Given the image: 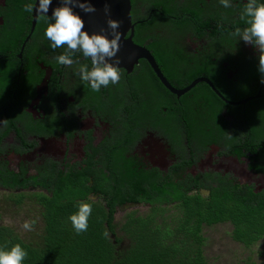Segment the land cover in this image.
<instances>
[{
  "label": "trees",
  "instance_id": "obj_1",
  "mask_svg": "<svg viewBox=\"0 0 264 264\" xmlns=\"http://www.w3.org/2000/svg\"><path fill=\"white\" fill-rule=\"evenodd\" d=\"M34 1L5 0L4 9L0 5V13L5 14L8 26L3 30L8 35H0L1 46L14 48L16 40L31 30V13L23 9L25 4ZM45 20L50 17L38 18L34 32H45ZM173 25L172 28L179 29V22ZM44 37H39L41 45L34 47L39 50L40 58L48 59L57 71L61 65L54 57L63 54L66 46L52 50L50 41ZM162 43L164 46L151 45L155 49L154 56L172 84L177 86L183 82L173 78L174 68H185L188 63L176 56L167 43ZM45 47L51 48V55L45 52ZM81 56L82 53L77 52L72 59ZM207 60L205 57L204 61L190 63L193 65L190 69L195 71L192 77L200 72H211ZM86 61L89 63L88 59ZM210 63L213 65L211 60ZM81 65L84 59L79 61ZM135 68L132 73L125 70V75L121 73L122 82L104 87L109 93L107 99H94L90 103L98 106L99 111L120 114L124 117L122 121H126L125 114L130 113L134 123H146L173 134L171 149L174 152L186 148L176 143L180 135L195 142L196 148L176 153L180 161L165 172L146 166L144 157L139 154L128 156L125 151L138 135L125 132L128 138L125 150L112 153L107 170L90 163L84 167V172L75 173L69 179L59 177L51 184H43L48 193L13 194L9 199L14 202L15 209L26 210L31 214V221L39 222L34 225L38 232L24 238L0 220V248L10 249L20 244L28 253L23 264H214L205 255L204 227L230 222L231 238L245 248L264 238V198L252 190L235 194L228 188L218 190L202 186L196 177L186 172L203 143L222 144L239 155L244 150L255 152L264 162V131L254 130L252 137L246 138L241 132L242 120L230 122L227 117L220 116L224 104L206 84L193 88L183 102L160 83L145 60ZM216 83L223 95L231 99L245 95L242 82L225 79ZM201 187L209 189L210 194L204 195ZM92 196H99V199L94 200ZM81 202L91 204L92 213L87 231L77 234L69 217L78 211ZM131 202H142L149 208L143 214L121 209ZM119 209L130 211L117 222L115 215ZM243 263L257 264L251 257Z\"/></svg>",
  "mask_w": 264,
  "mask_h": 264
},
{
  "label": "flooded vegetation",
  "instance_id": "obj_2",
  "mask_svg": "<svg viewBox=\"0 0 264 264\" xmlns=\"http://www.w3.org/2000/svg\"><path fill=\"white\" fill-rule=\"evenodd\" d=\"M257 2L264 3V0ZM246 3L247 0H230L231 6L225 8L219 0H131V17L135 42L146 47L153 56L155 49L151 45L167 43L176 56L188 63L185 68H174L173 78L183 82L174 86L156 60L170 85L184 89L196 82L181 95L169 90L156 75L160 83L183 102L199 84L213 89L212 84L221 93L219 96L214 92L224 104L220 116L227 117L230 122L242 120L241 132L251 138L254 130L264 131V83L258 71L259 52L253 45L232 35L236 28L247 26V18L241 19ZM0 5L4 9L5 0H0ZM5 18V14L0 13L2 36L8 35L3 32L8 29ZM45 22L47 26L54 21ZM173 22H179V29L172 28ZM44 33L31 29L16 40L14 48L0 45V121H5L0 122V193L3 197L9 199L17 193H48L43 184H51L59 177L69 179L75 173L84 172V167L90 163L107 170L112 153L125 150L128 140L125 132L138 135L125 153L128 156L139 154L144 157L146 166L165 172L180 161L176 153L196 148L195 142L180 135L176 143L186 148L174 152L171 149L173 134L146 123H134L130 113L125 114L127 120L122 121L124 117L120 114L99 111L90 101H104L108 91L104 87L98 92L92 91L77 74L81 59L89 68L91 61L81 56L73 59L75 63L71 67L61 65L55 71L48 59L40 58L39 50L34 47L41 45L39 37ZM31 47H34L32 51ZM45 52L51 55V48L45 47ZM205 57L212 67L211 72H200L192 77L195 71L190 69L193 67L190 63L204 61ZM141 60L145 59H140L136 66ZM182 70L184 72H180ZM120 73L125 75L123 69ZM225 79L242 82L245 95L239 99L224 96L216 82L222 83ZM190 163L193 164L186 172L196 177L202 186L218 190L228 188L235 194L252 190L264 198V162L255 152L244 150L239 155L222 144L203 143Z\"/></svg>",
  "mask_w": 264,
  "mask_h": 264
},
{
  "label": "clouds",
  "instance_id": "obj_3",
  "mask_svg": "<svg viewBox=\"0 0 264 264\" xmlns=\"http://www.w3.org/2000/svg\"><path fill=\"white\" fill-rule=\"evenodd\" d=\"M219 2L225 8L231 6L230 0H219ZM51 3L52 0H39L38 7L37 4L27 3L23 10L33 13L35 9L38 17L48 19ZM61 4L62 6L52 10L50 20L54 22L48 23L44 33L51 42L53 50L66 46V51L63 54L54 57L56 62L62 66L71 67L75 63L72 59L73 55L80 52L85 58H90L91 68L87 65H81L77 74L83 82L90 86L92 91L98 92L102 87L119 83L121 73L117 65L120 61L116 57L120 50L121 32L118 29L121 22L108 19L107 24L111 30V39L105 34H89L84 30V20L73 9L78 7L85 13L95 12L96 9L86 0H61ZM109 11L106 7L105 13L108 14ZM245 18H247V26L243 29L236 28L232 35L238 40L253 45L259 52L258 71L262 74L261 83H264V3H258L257 0H247L241 15L242 20ZM101 31L103 32L104 29ZM110 61H114V63ZM91 213V204L81 202L78 211L69 217L77 234L87 231ZM36 223V220L25 221L23 228L32 231ZM104 236H108L107 231H105ZM27 255V251L20 244H16L10 249L0 248V264H23Z\"/></svg>",
  "mask_w": 264,
  "mask_h": 264
},
{
  "label": "water",
  "instance_id": "obj_4",
  "mask_svg": "<svg viewBox=\"0 0 264 264\" xmlns=\"http://www.w3.org/2000/svg\"><path fill=\"white\" fill-rule=\"evenodd\" d=\"M86 2L91 4L96 9V11L92 13H85L78 7H75L73 10L82 17L85 23L84 30L89 32V34L92 33L105 34L108 35L109 39H111L112 38L111 30L108 28V24H107L108 19L117 20L121 22L120 28L118 29V31L121 32L120 50L117 53V57H116L120 61L119 65H117L119 69H123L128 73H130L139 63L140 59H145L151 65L152 69L154 70L158 78H160V80L166 85V87L169 90H171L177 95L184 94L185 92L190 90L192 86L196 83L194 82L184 89H176L172 87L170 83L167 81L166 77L163 75L152 53L146 47L142 46L141 44L133 40L131 0H86ZM36 4L38 7L39 0H35L34 5ZM58 6H62L61 0H52L48 12L49 17H51L52 10ZM106 7L110 10L108 14L105 13ZM37 15L38 14L34 9V12L32 13V21H31L32 30L35 28L37 24L39 18ZM101 29H104V31L102 32ZM88 59L90 60V58ZM110 62L114 63V61H110ZM211 86L214 92H216L219 96H221V93L216 88H214L212 84ZM242 175L243 172L241 173V176ZM200 191L204 194L209 193V190L207 189H202ZM92 198L94 200L99 199V197L97 196H93ZM143 205L144 204L142 202H131V203H125L122 208L123 210H127V209H134L136 207H140Z\"/></svg>",
  "mask_w": 264,
  "mask_h": 264
},
{
  "label": "rangeland",
  "instance_id": "obj_5",
  "mask_svg": "<svg viewBox=\"0 0 264 264\" xmlns=\"http://www.w3.org/2000/svg\"><path fill=\"white\" fill-rule=\"evenodd\" d=\"M0 192L2 191L0 190ZM148 208L149 206L143 205L132 210H136L139 214H143ZM128 211H118L115 215L116 221H121ZM0 214L1 222L13 227L24 238L29 237L32 232H38L36 228H33L32 231H27L23 228L25 221H31V214H28L26 210H16L14 202L3 197L2 193H0ZM37 224L39 225V222L36 223V225ZM231 229L232 225L229 223L204 227V232L207 237L205 255L208 259L214 264H244L243 262L251 257V260L256 261L257 264H263L264 238L260 239L255 245L245 248L244 245L231 238Z\"/></svg>",
  "mask_w": 264,
  "mask_h": 264
},
{
  "label": "bare ground",
  "instance_id": "obj_6",
  "mask_svg": "<svg viewBox=\"0 0 264 264\" xmlns=\"http://www.w3.org/2000/svg\"><path fill=\"white\" fill-rule=\"evenodd\" d=\"M264 216V215H263Z\"/></svg>",
  "mask_w": 264,
  "mask_h": 264
}]
</instances>
